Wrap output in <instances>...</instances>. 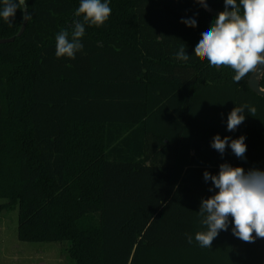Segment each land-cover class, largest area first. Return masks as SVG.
Masks as SVG:
<instances>
[{
  "label": "trees",
  "instance_id": "trees-1",
  "mask_svg": "<svg viewBox=\"0 0 264 264\" xmlns=\"http://www.w3.org/2000/svg\"><path fill=\"white\" fill-rule=\"evenodd\" d=\"M27 4L24 34L0 45V198L18 208L19 238L67 243L75 264H264V239L235 237L231 217L211 248L195 241L206 231L201 200L218 191L203 173L223 163L264 171V97L249 89L251 74L237 83L194 55L216 17L195 0H109V19L85 25L71 59L56 57L55 36L82 20L80 0ZM22 15L0 17V39L17 35ZM182 44L186 62L176 59ZM242 104L256 113L245 109L229 132ZM217 134L245 136V158L230 147L221 156Z\"/></svg>",
  "mask_w": 264,
  "mask_h": 264
},
{
  "label": "clouds",
  "instance_id": "clouds-1",
  "mask_svg": "<svg viewBox=\"0 0 264 264\" xmlns=\"http://www.w3.org/2000/svg\"><path fill=\"white\" fill-rule=\"evenodd\" d=\"M207 9L206 0H195ZM225 10L211 23L209 29L201 33V39L194 49V55L211 68H229L234 71L233 81L240 82L249 74L257 79L264 76V0H224ZM20 10L22 19L29 21L27 0H3L0 17L11 24L16 12ZM109 0H80L71 33L61 30L55 36L57 58L75 59L77 52L84 47L81 42L85 35V25L100 27L111 15ZM188 27H196L195 19H182ZM189 55L182 44L176 53V59L188 61ZM264 91V89H261ZM254 117L256 108L248 104L234 107L228 114L227 130L235 131L245 120L244 111ZM245 136L237 139L219 134L213 137L211 147L221 156L230 147L233 154L245 158L247 146ZM205 182L211 181L217 189L212 196L202 199L198 215L199 223L206 231L195 233V241L203 248H211L213 240L220 231H227L229 217L232 218V234L247 243L256 238L264 239V171L253 168L247 172L242 167H232L228 163L219 166V173L213 175L205 171ZM213 191V188H209ZM193 237L187 235L188 243Z\"/></svg>",
  "mask_w": 264,
  "mask_h": 264
},
{
  "label": "rangeland",
  "instance_id": "rangeland-1",
  "mask_svg": "<svg viewBox=\"0 0 264 264\" xmlns=\"http://www.w3.org/2000/svg\"><path fill=\"white\" fill-rule=\"evenodd\" d=\"M0 264H75L67 243L25 242L19 238L18 208L0 198Z\"/></svg>",
  "mask_w": 264,
  "mask_h": 264
},
{
  "label": "water",
  "instance_id": "water-1",
  "mask_svg": "<svg viewBox=\"0 0 264 264\" xmlns=\"http://www.w3.org/2000/svg\"><path fill=\"white\" fill-rule=\"evenodd\" d=\"M207 3V1H206ZM201 6V8L208 13L209 15L213 16V17H218V14L220 13V11L215 10L213 7H211L208 3H207V9H205L201 4H199ZM27 21L23 20L22 26L19 30V32L17 33V35L15 37L12 38H8V39H0V45H6V44H11L15 41L16 38H20L25 30H26V26H27ZM261 71H264V66H261ZM263 77V76H262ZM262 77H260L259 79H257L254 75L249 77L248 79V87L249 89L256 95L260 96V97H264V91H262L261 89H263L261 87V80Z\"/></svg>",
  "mask_w": 264,
  "mask_h": 264
},
{
  "label": "crops",
  "instance_id": "crops-1",
  "mask_svg": "<svg viewBox=\"0 0 264 264\" xmlns=\"http://www.w3.org/2000/svg\"><path fill=\"white\" fill-rule=\"evenodd\" d=\"M105 134H106L107 136H112V135H113V133H102V136H105Z\"/></svg>",
  "mask_w": 264,
  "mask_h": 264
}]
</instances>
